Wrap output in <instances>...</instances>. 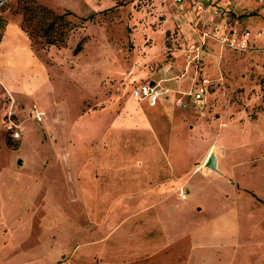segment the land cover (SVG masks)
Masks as SVG:
<instances>
[{
    "label": "rangeland",
    "instance_id": "374dc122",
    "mask_svg": "<svg viewBox=\"0 0 264 264\" xmlns=\"http://www.w3.org/2000/svg\"><path fill=\"white\" fill-rule=\"evenodd\" d=\"M35 1L79 27L43 47L0 0L32 56L0 65V264H264V0Z\"/></svg>",
    "mask_w": 264,
    "mask_h": 264
},
{
    "label": "trees",
    "instance_id": "16d2710c",
    "mask_svg": "<svg viewBox=\"0 0 264 264\" xmlns=\"http://www.w3.org/2000/svg\"><path fill=\"white\" fill-rule=\"evenodd\" d=\"M15 15H21L22 22L20 29L33 43H42L43 47H64L69 34L79 26L74 24L70 17L72 12L65 11L57 14L52 9L38 4L35 0H17V8L12 11ZM94 15L84 18L85 21H92ZM7 27L5 18L0 14V43ZM84 40H81L74 50L77 55L82 50ZM7 145H11L7 142Z\"/></svg>",
    "mask_w": 264,
    "mask_h": 264
},
{
    "label": "crops",
    "instance_id": "0c3cea01",
    "mask_svg": "<svg viewBox=\"0 0 264 264\" xmlns=\"http://www.w3.org/2000/svg\"><path fill=\"white\" fill-rule=\"evenodd\" d=\"M243 9L244 8H242V6H239L235 11H241ZM250 33H246V36L249 37ZM28 45L29 44L26 42L25 34L19 28H17L14 23L8 22L3 39L0 43V65L6 63L5 65L8 67L13 65H15L17 68L21 66L25 67L27 60H32Z\"/></svg>",
    "mask_w": 264,
    "mask_h": 264
},
{
    "label": "built area",
    "instance_id": "2783aa9c",
    "mask_svg": "<svg viewBox=\"0 0 264 264\" xmlns=\"http://www.w3.org/2000/svg\"><path fill=\"white\" fill-rule=\"evenodd\" d=\"M178 2H182L185 0H176ZM229 45L236 47L240 50H246L248 49V43L247 40H243L242 42H236L235 40H229ZM210 85V81L208 79H202L197 89L195 90L193 94L192 100L200 104L203 102L204 96L208 91V87ZM132 98H134L136 101L139 102H145L151 107H154L157 105L159 99L164 95V90H162L161 87H159L158 84H152V83H146L138 85L137 87L133 88L131 91ZM35 118L37 120H41L40 115H36ZM14 137H18L19 134L15 132L13 135ZM181 197H183L181 195Z\"/></svg>",
    "mask_w": 264,
    "mask_h": 264
},
{
    "label": "water",
    "instance_id": "95a60500",
    "mask_svg": "<svg viewBox=\"0 0 264 264\" xmlns=\"http://www.w3.org/2000/svg\"><path fill=\"white\" fill-rule=\"evenodd\" d=\"M206 168L216 171L217 169V160L214 154L209 155V157L206 159L205 164Z\"/></svg>",
    "mask_w": 264,
    "mask_h": 264
}]
</instances>
